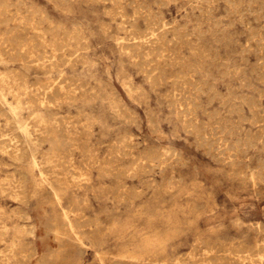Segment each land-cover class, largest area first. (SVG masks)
Here are the masks:
<instances>
[{"label": "rangeland", "instance_id": "1", "mask_svg": "<svg viewBox=\"0 0 264 264\" xmlns=\"http://www.w3.org/2000/svg\"><path fill=\"white\" fill-rule=\"evenodd\" d=\"M0 40V264H264V0H0Z\"/></svg>", "mask_w": 264, "mask_h": 264}, {"label": "bare ground", "instance_id": "2", "mask_svg": "<svg viewBox=\"0 0 264 264\" xmlns=\"http://www.w3.org/2000/svg\"><path fill=\"white\" fill-rule=\"evenodd\" d=\"M7 5V4H6ZM5 6V5H4ZM4 8V7H3ZM7 8V7H6ZM142 9V8H141ZM120 10V9H119ZM36 13V12H35ZM124 13V12H123ZM126 16H124V18H125ZM123 18V17H122ZM123 18V19H124ZM152 18V17H151ZM4 22V21H3ZM124 22V21H123ZM122 22V23H123ZM150 22V21H149ZM154 22V21H153ZM196 22V21H195ZM21 23V22H20ZM131 24V23H130ZM158 24V23H157ZM18 25H19V23H18ZM17 25V26H18ZM136 25V24H135ZM150 25V24H149ZM14 26H16V23H15V25ZM147 26V25H146ZM54 27V26H53ZM136 27V26H135ZM7 28H9V27H7ZM15 28V27H14ZM18 28H19V26H18ZM31 28V27H30ZM35 28V27H34ZM24 29V28H23ZM31 29H33V28H31ZM60 29V28H59ZM119 29V28H118ZM130 29V28H129ZM135 29V28H134ZM133 29V30H134ZM152 29V28H151ZM161 29V28H160ZM7 30V29H6ZM132 30V29H131ZM148 30V29H147ZM150 30V29H149ZM199 30V29H198ZM9 31H10V29H9ZM13 31V30H12ZM26 31V30H25ZM33 31V30H32ZM14 32H15V30H14ZM14 32H13V34H14ZM16 32H18V31H16ZM31 32V31H30ZM36 32V31H35ZM39 32V31H38ZM47 32V31H46ZM7 33V32H6ZM5 33V34H6ZM11 33V32H10ZM10 33H7V34H10ZM22 33V32H21ZM29 33V32H28ZM43 33V32H42ZM177 33V32H176ZM12 34V35H13ZM16 34V33H15ZM26 34V33H25ZM58 34V33H57ZM65 34H67V32H65ZM135 34V33H134ZM3 35V34H2ZM11 35V34H10ZM17 35V34H16ZM43 35V34H42ZM54 35V34H53ZM56 35V34H55ZM131 35V34H130ZM133 35V34H132ZM188 35V34H187ZM14 36V35H13ZM31 36V35H30ZM148 36V35H147ZM11 37V36H10ZM17 37V36H16ZM29 37V36H28ZM34 37H36V36H34ZM41 37L42 36H40V34H39V38L41 39ZM180 37V36H179ZM254 37V36H253ZM14 38V37H13ZM20 38H22V37H20ZM136 38V37H135ZM256 38V37H255ZM5 39H7V38H4L3 40L5 41ZM24 39H27V38H24ZM31 38L29 37V40H30ZM43 39V38H42ZM68 39V38H67ZM127 39V38H126ZM138 39V38H137ZM16 40V39H15ZM118 40V39H117ZM122 40V39H121ZM1 41V40H0ZM13 41V40H12ZM18 41V40H17ZM43 41V40H42ZM42 41H41V43H42ZM49 41V40H48ZM53 41V40H52ZM59 41V40H58ZM58 41H56L57 43H58ZM70 41V40H69ZM86 41V40H85ZM2 42V41H1ZM34 42V41H33ZM77 42V41H76ZM116 42V41H115ZM129 42V41H128ZM150 42V41H149ZM257 42V41H256ZM259 42H260V40H259ZM23 43V42H22ZM61 43V42H60ZM64 43V42H63ZM235 43V42H234ZM4 44V42L2 43V45ZM62 44V43H61ZM61 44H59V45H61ZM65 44V43H64ZM77 44H79V41H78V43ZM145 44V43H144ZM38 45H39V43H38ZM40 45H42V44H40ZM80 45H81V43H80ZM127 45V44H126ZM136 45H137V43H136ZM135 45V46H136ZM188 45V44H187ZM22 46V45H21ZM28 46V45H27ZM29 46H31V45H29ZM53 46V45H52ZM51 46V47H52ZM61 46H63V45H61ZM65 46H66V44H65ZM65 46H63V48H66ZM68 46H69V44H68ZM77 46V45H76ZM134 46V47H135ZM18 47H19V45H18ZM23 47V46H22ZM35 47H37V46H35ZM34 47V48H35ZM60 47V46H59ZM79 47V46H78ZM81 47V46H80ZM190 47V46H189ZM69 49H70V47H68ZM161 48V47H160ZM21 49V48H20ZM20 49H19V51H20ZM52 49V48H51ZM61 49V48H60ZM38 50H39V48H38ZM44 49H41L40 51L42 52ZM196 50V49H195ZM195 50H193V51H195ZM14 51V50H13ZM28 51V50H27ZM128 51V50H127ZM164 51V50H163ZM191 51V50H190ZM23 52H24V50H23ZM23 52H21V53H23ZM30 52V51H29ZM52 52V51H51ZM64 52H66V51H64ZM147 52V51H146ZM17 52H15V54H16ZM27 53V52H26ZM43 53H45V51L43 52ZM53 53V52H52ZM10 54V53H9ZM14 54V55H15ZM23 54H25V53H23ZM36 54H37V52H36ZM62 54V53H61ZM61 54H58V55H60L61 56ZM173 54V53H172ZM6 55V54H5ZM19 55H20V52H19ZM52 55V54H51ZM72 55V54H71ZM70 55V56H71ZM7 56V55H6ZM10 56V55H9ZM21 56V55H20ZM23 56V55H22ZM36 56V55H35ZM38 56V55H37ZM36 56V58H38ZM41 56V55H40ZM69 56V55H68ZM11 57H12V55H11ZM26 57V56H25ZM63 57V56H62ZM72 57V56H71ZM16 58H18V55H17V57H14V59H16ZM23 58V57H22ZM28 58V57H27ZM34 58V57H33ZM44 58H45V56H44ZM52 58H53V56H52ZM67 58V57H66ZM160 58V57H159ZM41 59V58H40ZM56 59V58H55ZM59 59V58H58ZM61 59V58H60ZM158 59V58H157ZM2 60V59H1ZM25 60L26 59H24L23 58V62H25ZM30 60H31V58H30ZM164 60V59H163ZM21 61V60H20ZM31 61H33V59L31 60ZM46 61V60H45ZM44 61V63H47V62H45ZM49 61V60H48ZM50 61H52V60H50ZM61 61H62V59H61ZM73 61V60H72ZM143 61H145V60H143ZM3 62V61H2ZM23 62H22V64H23ZM146 62V61H145ZM26 63V62H25ZM32 63V62H31ZM50 63V62H49ZM48 63V64H49ZM56 63H57V61H56ZM179 63V62H178ZM27 64H29V62L27 63ZM74 64V63H73ZM38 65H39V63H38ZM37 65V66H38ZM47 65V64H46ZM51 65V64H50ZM49 65V66H50ZM180 65V64H179ZM178 65V66H179ZM29 66H30V64H29ZM53 66V65H52ZM59 66V65H58ZM170 66V65H169ZM23 67H24V64H23ZM31 67V66H30ZM33 67H35V66H33ZM40 67V66H39ZM46 67H48V66H46ZM56 67V66H55ZM24 68H26V67H24ZM27 68H29V67H27ZM43 68H45L44 66L42 67V69ZM49 68V67H48ZM37 69H38V67H37ZM30 70V69H29ZM49 69H47L46 71H48ZM143 70V69H142ZM157 71V70H156ZM147 72V71H146ZM163 72V71H162ZM51 73V71L49 72V74ZM0 74H1V72H0ZM15 74V73H14ZM18 75V74H17ZM188 75V74H187ZM23 76H25V75H23ZM18 77H20L19 75H18ZM61 77V76H60ZM22 78V77H21ZM26 78H28V77H26ZM189 78V77H188ZM23 79H24V77H23ZM62 79H64V78H62ZM60 80H61V78H60ZM59 80V81H60ZM49 81V80H48ZM42 82V81H41ZM194 82H195V80H194ZM33 83V82H32ZM77 83V82H76ZM34 84V83H33ZM51 84V83H50ZM174 84V83H173ZM175 85V84H174ZM36 86V85H35ZM44 87H46L45 86V84L43 85ZM49 86H52V85H49ZM48 86V87H49ZM58 86V85H57ZM61 86V85H60ZM72 86H74V85H72ZM172 86V85H171ZM65 87L67 88V86L65 85ZM18 88V87H17ZM30 88H31V85H30ZM34 88V87H33ZM43 88V87H42ZM54 88H56L55 86H54ZM73 88V87H72ZM172 88V87H171ZM178 88V87H177ZM37 90H38V88H36ZM49 89V88H48ZM47 89V90H48ZM68 90H70V89H68ZM73 90H74V88H73ZM19 91V90H18ZM45 91V90H44ZM52 91V90H51ZM54 91V90H53ZM65 91H66V89H65ZM111 91V90H110ZM47 92V91H46ZM56 92H58V91H56ZM12 93H14V92H12ZM19 93V92H18ZM17 93V94H18ZM26 93V92H25ZM53 93V92H52ZM32 94V93H31ZM49 94V93H48ZM57 94V93H56ZM61 94V93H60ZM64 94V93H63ZM67 94V93H66ZM29 95V94H28ZM40 95V94H39ZM65 95V94H64ZM33 96V95H32ZM54 96V95H53ZM59 96V95H58ZM21 97V96H20ZM44 97V96H43ZM46 97V96H45ZM60 97H61V95H60ZM54 98V97H53ZM64 98V97H63ZM20 99V98H19ZM29 99V98H28ZM33 99V98H32ZM178 99V98H177ZM11 100V99H10ZM34 100H36V98L34 99ZM37 100H41L40 98L39 99H37ZM46 100V99H45ZM48 100V99H47ZM52 100V99H51ZM29 102V101H28ZM32 102V101H31ZM36 102V101H35ZM44 102V101H43ZM54 102V101H53ZM60 102H62V101H60ZM30 103V102H29ZM33 103V102H32ZM30 105V104H29ZM32 105V104H31ZM44 105H46V103L44 104ZM58 105V104H57ZM61 105V104H60ZM33 106V105H32ZM42 106V105H41ZM24 107V106H23ZM37 108V107H36ZM52 108V107H51ZM55 108V107H54ZM46 109V108H45ZM62 109V108H61ZM6 110V109H5ZM16 110V109H15ZM41 110V109H40ZM35 112V111H34ZM13 113V112H12ZM125 113V112H124ZM179 113V112H178ZM190 113V112H189ZM28 114V113H27ZM33 114H35V113H33ZM39 115V114H38ZM15 116H17V115H15ZM67 117V116H66ZM33 118V117H32ZM54 118V117H53ZM190 118V117H189ZM14 119H15V117H14ZM27 119H28V117H27ZM38 119V118H37ZM55 119V118H54ZM58 119V118H57ZM32 120V119H31ZM47 120V119H46ZM12 121V120H11ZM39 121V120H38ZM50 121V120H49ZM48 121V122H49ZM55 121H56V119H55ZM5 122V121H4ZM35 122V121H34ZM58 122V121H57ZM62 122V121H61ZM60 122V123H61ZM39 123V122H38ZM43 123V122H42ZM16 124V123H15ZM40 124V123H39ZM16 125H18V123L16 124ZM65 125V124H64ZM43 126H45L44 124H43ZM32 127H33V125H32ZM38 128H39V126H37ZM198 127V126H197ZM20 128V127H19ZM34 128H35V125H34ZM51 129V128H50ZM13 130V129H12ZM31 130H33V129H31ZM38 130V129H37ZM41 130H42V128H41ZM53 130V129H52ZM213 130V129H212ZM43 131H45L44 129H43ZM22 132V131H21ZM49 131H47V133H48ZM27 133L28 132H26L25 130L23 131V135H24V137L26 138V136H27ZM35 133V132H34ZM38 134H39V132H37ZM47 133H46V135H47ZM75 133V132H74ZM129 133H131V132H129ZM41 134V133H40ZM53 134V133H52ZM62 134V133H61ZM125 134V133H124ZM127 135V134H126ZM15 136V135H14ZM36 136V135H35ZM51 136V135H50ZM52 136H54V135H52ZM1 137V136H0ZM15 137H17V136H15ZM18 137H19V135H18ZM37 137V136H36ZM45 137V136H44ZM55 137V136H54ZM54 137H52V138H54ZM60 137V136H59ZM48 138H50V137H48ZM18 139V138H17ZM33 139V138H32ZM36 139V138H35ZM41 139H43V138H41ZM46 139H47V136H46ZM56 139V138H55ZM14 140H16V139H14ZM27 140H28V138H27ZM34 140V139H33ZM50 140H51V138H50ZM25 141V140H24ZM24 141H22V142H24ZM29 141V140H28ZM46 141V140H45ZM52 141V140H51ZM35 142V141H34ZM44 142V141H43ZM53 142V141H52ZM7 143H8V141H7ZM6 143V144H7ZM203 143V142H202ZM207 143V142H206ZM5 144V143H4ZM23 144V143H22ZM26 144V143H25ZM27 144H29V143H27ZM3 145V144H2ZM1 145V146H2ZM77 145V144H76ZM128 145V144H127ZM29 146V145H28ZM58 146V145H57ZM27 147V146H26ZM50 147H52V145L50 146ZM73 147H74V145H73ZM122 147V146H121ZM3 148V147H2ZM11 148V147H10ZM16 148V147H15ZM17 148H20V147H17ZM27 148H29V147H27ZM48 148V147H47ZM60 148H62V147H60ZM70 148H72V147H70ZM83 148V147H82ZM1 149V148H0ZM14 149V148H13ZM30 149V148H29ZM51 149V148H50ZM69 149V148H68ZM84 149V148H83ZM86 149V148H85ZM19 150V149H18ZM23 150V149H22ZM67 150V149H66ZM123 150V149H122ZM1 151H3V150H1ZM5 151V150H4ZM12 151H14V150H12ZM53 151V150H52ZM55 151V150H54ZM72 151H75V149L73 150L72 149ZM78 151V150H77ZM83 151V150H82ZM88 151V150H87ZM150 151V150H149ZM148 151V152H149ZM47 152V151H46ZM61 152V151H60ZM67 152H69V151H67ZM119 152V151H118ZM19 153H21V152H19ZM31 153V152H30ZM43 153V152H42ZM65 153V152H64ZM73 153V152H72ZM77 153V152H76ZM81 153H83V152H81ZM12 154V153H11ZM22 154V153H21ZM14 155V154H13ZM12 156V155H11ZM19 156H20V154H19ZM23 156V155H22ZM45 156H47L46 154H45ZM8 157V156H7ZM13 157V156H12ZM18 157V156H17ZM41 157V156H40ZM14 158H16V156L14 157ZM34 158V157H33ZM139 158V157H138ZM155 158V157H154ZM19 160H21V159H19ZM34 160V159H33ZM48 160H50V159H48ZM88 160V159H87ZM92 162V161H91ZM94 162V161H93ZM92 162V163H93ZM45 164H47V163H45ZM63 164V163H62ZM66 164V163H65ZM61 165V164H60ZM11 166V165H10ZM37 166V165H36ZM55 166V165H54ZM57 166V165H56ZM56 166H55V168H56ZM66 166V165H65ZM141 166H142V164H141ZM69 167V166H68ZM43 168V167H42ZM57 168H58V166H57ZM63 168H65V167H63ZM72 168V167H71ZM99 168V167H98ZM101 168V167H100ZM53 170H54V168H52ZM51 169V170H52ZM55 172V171H54ZM57 172V174H58V171H56ZM63 172V171H62ZM70 172V171H69ZM74 172V171H73ZM12 173V172H11ZM43 173V172H42ZM59 173H60V171H59ZM76 173V172H75ZM39 174H41L40 172H39ZM55 174V173H54ZM53 174V175H54ZM70 174H71V172H70ZM23 175V174H22ZM49 176H50V174H48ZM59 175H61V174H59ZM75 175V174H74ZM18 176V175H17ZM46 176V175H45ZM55 176V175H54ZM54 176H53V178H54ZM57 176V175H56ZM25 177V176H24ZM44 177V176H43ZM79 178H80V176H78ZM18 178V177H17ZM19 179V178H18ZM17 179V180H18ZM42 179V178H41ZM57 179H59L58 177H57ZM47 180V179H46ZM52 180H54V179H52ZM51 180V181H52ZM0 181H1V179H0ZM19 181V180H18ZM55 181V180H54ZM54 181H52V182H54ZM79 181V180H78ZM89 181V180H88ZM20 182V181H19ZM21 182H22V180H21ZM25 182V181H24ZM45 182V181H44ZM50 182V181H49ZM57 182H59V180L57 181ZM82 182V181H81ZM18 183V182H17ZM51 183V182H50ZM68 183V182H67ZM73 183V182H72ZM79 183V182H78ZM69 184V183H68ZM71 184V183H70ZM85 184V183H84ZM21 185V184H20ZM50 185V184H49ZM80 186V185H79ZM81 186H82V184H81ZM51 187V186H50ZM57 187V186H56ZM122 187V186H121ZM23 188V187H22ZM52 188H55L54 186H52ZM119 190V189H118ZM117 193V192H116ZM118 194H119V192H118ZM49 195V194H48ZM53 195V194H52ZM50 196V195H49ZM60 197H62V196H60ZM137 197V196H136ZM58 198H59V196H58ZM121 198H122V195H121ZM61 199V198H60ZM123 200V199H122ZM56 201V200H55ZM59 201V200H58ZM57 201V202H58ZM59 203V202H58ZM28 204V203H27ZM26 205V204H25ZM59 205V204H58ZM51 209H52V207H51V205H50V211H51ZM68 209V208H67ZM66 209V210H67ZM192 209V208H191ZM75 210H76V208H75ZM69 211V210H68ZM72 211V210H71ZM65 213H66V211H65ZM140 213H142L141 211H140ZM63 214V213H62ZM67 214V213H66ZM127 214V213H126ZM22 215V214H21ZM55 215V214H54ZM84 215V214H83ZM25 216V215H24ZM23 217V216H22ZM154 217V216H153ZM17 218H19V217H17ZM84 218H85V216H84ZM66 220V219H65ZM52 221V220H51ZM54 221V220H53ZM76 221V220H75ZM69 222V221H68ZM78 222V221H77ZM98 223V222H97ZM58 224V223H57ZM68 224V223H67ZM72 224H74V222H72ZM77 224V223H76ZM80 224V223H79ZM94 225H95V223H94ZM25 226V225H24ZM23 226V227H24ZM27 226V225H26ZM31 226V225H30ZM54 226H55V224H54ZM65 226V225H64ZM68 226V225H67ZM76 226V225H75ZM77 226H79V225H77ZM81 226V225H80ZM88 226H90V225H88ZM57 227V226H56ZM74 227V226H73ZM31 228V227H30ZM69 228V227H68ZM67 228V229H68ZM81 228H83V227H81ZM80 228V229H81ZM259 228V227H258ZM20 229V228H19ZM57 229H58V227H57ZM73 229V228H72ZM72 229H71V231H72ZM78 229V228H77ZM25 230V229H24ZM50 230V229H49ZM58 231V230H57ZM56 231V232H57ZM79 231V230H78ZM91 231H93V230H91ZM60 232V231H59ZM59 232H57V233H59ZM35 233V232H34ZM75 233H77L76 231H75ZM75 233H73V234H75ZM30 233H28V235H29ZM38 234V233H37ZM72 234V235H73ZM85 234V233H84ZM91 234H92V232H91ZM99 233H97L96 235H98ZM149 234V233H148ZM82 235H83V233H82ZM93 235V234H92ZM74 237V236H73ZM34 238V237H33ZM60 238V237H59ZM91 238H92V236H91ZM93 238H97L96 236L94 237V235H93ZM66 239V238H65ZM77 239V238H76ZM60 240V239H59ZM90 242L91 241H89L88 243L90 244ZM79 244V243H78ZM83 244V243H82ZM214 244V243H213ZM223 253H225V252H223ZM22 255V254H21ZM26 257V256H25ZM29 257V256H28ZM260 264V263H259Z\"/></svg>", "mask_w": 264, "mask_h": 264}]
</instances>
